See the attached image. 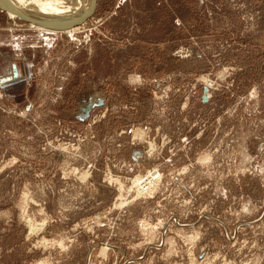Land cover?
<instances>
[{
  "label": "rangeland",
  "instance_id": "obj_1",
  "mask_svg": "<svg viewBox=\"0 0 264 264\" xmlns=\"http://www.w3.org/2000/svg\"><path fill=\"white\" fill-rule=\"evenodd\" d=\"M0 264H264V0L0 10Z\"/></svg>",
  "mask_w": 264,
  "mask_h": 264
},
{
  "label": "bare ground",
  "instance_id": "obj_2",
  "mask_svg": "<svg viewBox=\"0 0 264 264\" xmlns=\"http://www.w3.org/2000/svg\"><path fill=\"white\" fill-rule=\"evenodd\" d=\"M88 1L89 0H48V2H51V3L55 2L56 6H58V9L56 11H54L55 13H53L52 10L51 11L48 10L49 12L32 11L31 7L27 6L26 4H24L20 0H8V2L16 10H18V11H20L26 15H29L31 17L44 19V20L62 21V20H65L66 18H68V15H69V16H71L69 19V22L76 19L84 11L85 6H86ZM37 3L38 2H35L34 5H36ZM6 13L9 15L11 14L12 16H14L16 18V14H14L12 12H6ZM30 25H32V24H30ZM35 27L41 28L39 26H35ZM76 28H77V26L73 27L71 29H68L66 31H63V32H66V33L71 32L72 30H75ZM144 182H147V181H143L142 183L144 184ZM144 185H146V184H144ZM144 185H141V186H144Z\"/></svg>",
  "mask_w": 264,
  "mask_h": 264
},
{
  "label": "water",
  "instance_id": "obj_3",
  "mask_svg": "<svg viewBox=\"0 0 264 264\" xmlns=\"http://www.w3.org/2000/svg\"><path fill=\"white\" fill-rule=\"evenodd\" d=\"M97 5H98V0H94L92 4L90 5V7L87 10L83 11L76 19L70 22H62V21L44 20V19L31 17L29 15H26L16 10L8 2V0H0V10L1 11L12 12L16 14V18L20 21H23L28 24H32L34 26H39L45 30L54 31V32H63L73 27L81 25L94 14V12L96 11Z\"/></svg>",
  "mask_w": 264,
  "mask_h": 264
}]
</instances>
